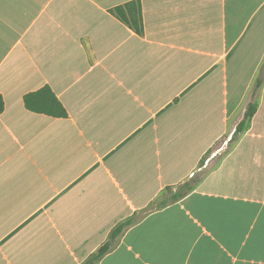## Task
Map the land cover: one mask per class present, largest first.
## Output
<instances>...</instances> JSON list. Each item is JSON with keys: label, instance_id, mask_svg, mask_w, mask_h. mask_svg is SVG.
I'll return each mask as SVG.
<instances>
[{"label": "crops", "instance_id": "0c3cea01", "mask_svg": "<svg viewBox=\"0 0 264 264\" xmlns=\"http://www.w3.org/2000/svg\"><path fill=\"white\" fill-rule=\"evenodd\" d=\"M0 96V264H264V0H0Z\"/></svg>", "mask_w": 264, "mask_h": 264}, {"label": "trees", "instance_id": "16d2710c", "mask_svg": "<svg viewBox=\"0 0 264 264\" xmlns=\"http://www.w3.org/2000/svg\"><path fill=\"white\" fill-rule=\"evenodd\" d=\"M262 82V79H257L256 86L258 87ZM23 104L26 110L31 113L45 115L51 118H65L66 111L61 103L58 101L56 96L48 88H42L39 91L29 93L24 96ZM4 102L0 96V114L3 112ZM254 107L249 106L244 120L237 126L235 134L240 133L244 128L246 121H248L253 113ZM192 190L191 183H184L179 186L176 190L167 189V191L149 208V210H159L164 208L181 198H183L187 193ZM140 217H133L127 219L117 226H115L109 234L107 241L98 248L94 253L89 255V257L82 264H97L100 260L109 253L118 243L122 233L125 229L133 225L139 220Z\"/></svg>", "mask_w": 264, "mask_h": 264}, {"label": "rangeland", "instance_id": "374dc122", "mask_svg": "<svg viewBox=\"0 0 264 264\" xmlns=\"http://www.w3.org/2000/svg\"><path fill=\"white\" fill-rule=\"evenodd\" d=\"M220 145L222 146L223 143L221 142V143H219L218 145H216V146H215V149H216L217 147H220ZM208 154H210V153H208Z\"/></svg>", "mask_w": 264, "mask_h": 264}, {"label": "built area", "instance_id": "2783aa9c", "mask_svg": "<svg viewBox=\"0 0 264 264\" xmlns=\"http://www.w3.org/2000/svg\"><path fill=\"white\" fill-rule=\"evenodd\" d=\"M194 175H195V173L192 174V176H194Z\"/></svg>", "mask_w": 264, "mask_h": 264}]
</instances>
